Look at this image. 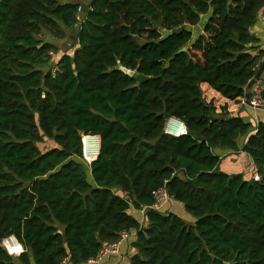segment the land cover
Listing matches in <instances>:
<instances>
[{
	"label": "trees",
	"instance_id": "1",
	"mask_svg": "<svg viewBox=\"0 0 264 264\" xmlns=\"http://www.w3.org/2000/svg\"><path fill=\"white\" fill-rule=\"evenodd\" d=\"M81 6L0 0V264L85 263L133 230L131 264H264V122L218 112L202 89L245 98L264 0H92L74 49L53 60L43 31L64 38ZM171 117L186 133L165 132ZM86 135L100 148L88 166ZM241 138L259 179L219 168ZM162 186L194 223L151 207ZM131 208H147L145 224ZM10 234L20 256L2 245Z\"/></svg>",
	"mask_w": 264,
	"mask_h": 264
},
{
	"label": "crops",
	"instance_id": "2",
	"mask_svg": "<svg viewBox=\"0 0 264 264\" xmlns=\"http://www.w3.org/2000/svg\"><path fill=\"white\" fill-rule=\"evenodd\" d=\"M253 34L260 39V44L264 48V23L261 20L255 24L252 29ZM264 73V71H263ZM262 73V76H263ZM258 81L260 83H264V77H262ZM202 89L204 93L215 97L214 105L217 107L218 112L222 110L223 107H227L228 111L233 114H238L244 117L246 120L251 121L253 124H257L259 121L264 122V108H254L250 105L243 104L241 102V98L236 100L228 99L222 96L219 92L214 90L208 83L202 84ZM208 99V98H207ZM209 100H213L210 99ZM217 103V104H216ZM246 142V138H241L239 140L240 150L234 152H225L221 151L220 155L222 156L219 168L229 174L242 173L248 179L254 178L256 173V167L247 152L243 150V145ZM180 202L172 200V203L168 205L169 211H172L185 219L188 223H194L196 219L194 217L188 216L186 214L183 206ZM130 214L134 215L137 219H139L143 224L146 223V214L143 209H135L131 208L128 211ZM186 217V218H185ZM136 231H131V234L128 238H126L120 248L119 254H110L107 255L100 262L94 263H84V264H131L130 257L135 253V248L133 247V242L136 239Z\"/></svg>",
	"mask_w": 264,
	"mask_h": 264
},
{
	"label": "built area",
	"instance_id": "3",
	"mask_svg": "<svg viewBox=\"0 0 264 264\" xmlns=\"http://www.w3.org/2000/svg\"><path fill=\"white\" fill-rule=\"evenodd\" d=\"M259 19L264 23V8L262 9L260 15H259ZM264 89V84L257 82L251 89V93H252V97L248 100H246V98H241V102L243 104H247L250 105L254 108H264V98L262 97V91ZM207 101H211L209 99H207ZM165 132L170 134V135H174V136H178L180 134L186 133V126L185 124L175 118V117H171L168 119L167 123H166V127H165ZM86 136H93V135H86ZM83 136V155H84V159H86L90 164L92 163L93 160H88L86 157V152H85V137ZM100 150V148H99ZM99 153V152H98ZM98 156V154H97ZM97 158V157H96ZM255 179H259V175L256 174ZM154 197H155V202L151 205L152 208L157 209V210H163L165 208L168 207L169 204L172 203V198L168 193V190L165 186L160 187L159 189L155 190L153 192ZM146 209L147 208H143L144 213L146 214ZM147 221V217L145 218ZM131 234V231H124L121 233V236L119 238V240L113 242V243H104L101 250L99 251L98 255L94 258H91L88 262L85 263H94V262H100L102 259H104L107 255L110 254H119L120 253V248H121V244L122 242L128 238ZM2 245L4 246V248L6 249V251L12 255V256H20L21 254H23L26 251L25 246L23 245V243L18 239V237L15 234H10L6 237H4L2 239ZM61 264H73L68 260H63ZM84 264V263H81Z\"/></svg>",
	"mask_w": 264,
	"mask_h": 264
},
{
	"label": "water",
	"instance_id": "4",
	"mask_svg": "<svg viewBox=\"0 0 264 264\" xmlns=\"http://www.w3.org/2000/svg\"><path fill=\"white\" fill-rule=\"evenodd\" d=\"M92 0H81L82 2V6L80 8V11L78 13V23L75 25L72 33H71V36L69 38V41H68V44H65L64 45V50L66 52L74 49L75 45H76V42L78 40V35H79V32H80V28H81V24L82 22L85 20L86 16H87V10H88V6L89 4L91 3ZM184 27H179V28H176L174 30H162L163 32V37L164 38H167L171 35H173L174 33H179L182 31ZM145 43V42H144ZM116 68H121L122 70H124L126 73L130 74V75H133L136 77L137 79V84L140 85L142 82L148 80L150 77L149 76H146V75H142V74H138L136 73V71L134 70H131V69H127L125 67H121V66H117ZM264 70V59L262 60L261 64L259 65V68L257 70V73L256 75L254 76V78L249 82L248 86H247V89H246V93H245V98L246 100L249 99V90H250V87L255 83V81L259 78V76L261 75V73L263 72ZM98 137V136H97ZM99 154V153H98ZM97 159V158H95Z\"/></svg>",
	"mask_w": 264,
	"mask_h": 264
},
{
	"label": "rangeland",
	"instance_id": "5",
	"mask_svg": "<svg viewBox=\"0 0 264 264\" xmlns=\"http://www.w3.org/2000/svg\"><path fill=\"white\" fill-rule=\"evenodd\" d=\"M62 2H72V1H78V0H61ZM202 28V25H199L197 27L194 28V32L195 34L198 33V31ZM71 31L70 30H67L66 31V36L62 39H57L53 36H51L48 32L46 31H43V34H42V38L45 39L46 41H50V42H53L58 48H60V52L59 54H53V60L55 59H58L60 56H61V52L65 51L64 50V45L65 44H68V41H69V38L71 36ZM72 51V50H71ZM264 77V73H263V76ZM263 78H261V81H262ZM204 95L209 99H213L212 101H214L215 97L211 96V95H208L207 93H204ZM214 103V102H213ZM217 104V103H216ZM54 145V143L52 141H47V142H44V143H41L40 144V147L43 149V150H46L50 147H52ZM86 152V151H85ZM84 161L86 162L85 164L88 166L90 165V163L84 159ZM255 177V176H254ZM181 204H183L182 202H180ZM184 210H185V207H184V204L182 205ZM170 208V207H168ZM166 210H169V209H166ZM186 214H188V216L190 217H193V215L191 213H188L186 210H185ZM186 218V217H185Z\"/></svg>",
	"mask_w": 264,
	"mask_h": 264
},
{
	"label": "bare ground",
	"instance_id": "6",
	"mask_svg": "<svg viewBox=\"0 0 264 264\" xmlns=\"http://www.w3.org/2000/svg\"><path fill=\"white\" fill-rule=\"evenodd\" d=\"M86 144V157L88 160H93L97 157L99 152V137L97 136H86L85 137Z\"/></svg>",
	"mask_w": 264,
	"mask_h": 264
}]
</instances>
